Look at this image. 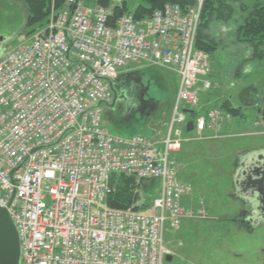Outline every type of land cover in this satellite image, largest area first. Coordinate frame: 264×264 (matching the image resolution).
<instances>
[{
    "label": "built area",
    "instance_id": "built-area-1",
    "mask_svg": "<svg viewBox=\"0 0 264 264\" xmlns=\"http://www.w3.org/2000/svg\"><path fill=\"white\" fill-rule=\"evenodd\" d=\"M203 1L167 3L142 19L115 15L124 0L52 3L48 24L0 56V208L18 231L20 264H165L175 256L165 231L203 215L205 202L183 205L188 186L172 156L185 143L224 138L231 121L222 109L198 113L212 87L210 56L196 48ZM144 65L179 77L166 134L115 135L102 120L113 100L107 80ZM193 114L194 138L185 136ZM115 174L132 179L141 200L111 208ZM155 180L157 192L149 185L144 193Z\"/></svg>",
    "mask_w": 264,
    "mask_h": 264
},
{
    "label": "rangeland",
    "instance_id": "rangeland-1",
    "mask_svg": "<svg viewBox=\"0 0 264 264\" xmlns=\"http://www.w3.org/2000/svg\"><path fill=\"white\" fill-rule=\"evenodd\" d=\"M14 1L0 0V54L25 43L30 37L27 34L34 30L27 26L29 14L25 5ZM82 1L92 6L96 0ZM227 1L235 7L231 20L214 21L205 29L214 45L217 42L218 50L211 57V90L201 94L212 95L213 102L231 98L240 104L238 96L243 88L264 81V56L258 57L237 36L249 11L260 0ZM134 7L131 5V10ZM124 78L131 80L116 105L102 107L103 126L123 137L141 135L153 139L152 132L161 135L177 92V74L144 65L130 67L118 76L119 84L125 82L127 86ZM201 102L203 106L208 103L203 97ZM231 117L232 123L220 130L223 134L232 125L225 133L228 137L185 143L182 151L172 156L178 165L179 179L188 186L183 205H191L194 210L201 200L205 205L203 215L185 219L177 230L165 231V244L175 253L171 264H264V223L244 221L245 214L250 216L258 210L235 194V178L245 155L264 151V116L247 108L243 109V116ZM252 133L255 136L240 137ZM185 136L194 138L196 134L185 132ZM146 183L154 186L153 194L160 187L159 180Z\"/></svg>",
    "mask_w": 264,
    "mask_h": 264
},
{
    "label": "trees",
    "instance_id": "trees-1",
    "mask_svg": "<svg viewBox=\"0 0 264 264\" xmlns=\"http://www.w3.org/2000/svg\"><path fill=\"white\" fill-rule=\"evenodd\" d=\"M23 3L28 11L29 17L27 26L34 27L28 36L31 35L36 28H40L47 24L52 3L56 8H61L64 0H18ZM259 1V0H258ZM262 3H261V2ZM258 4L249 11V15L245 18L243 25L239 28L237 36L241 41L249 44L258 57L264 56V0H260ZM96 4L107 6L110 0H96ZM178 4L182 8L194 6L197 0H124L123 6L117 9L116 16L124 13L132 14L136 19L149 17L154 10L162 8L165 4ZM135 4L131 10V5ZM235 12V7L227 0H204L200 18V26L197 34L196 48L207 53L212 57L218 50L217 42L211 38L210 33L206 32L208 25L214 21L229 22ZM214 42V43H213ZM222 110L233 115L240 116L241 109L234 108L230 100H225L220 106ZM111 185L114 192L108 196L107 204L114 209H126L131 207L135 202L141 200L134 181L123 175H113ZM144 193L147 192L148 183H143ZM139 190V189H138ZM153 194V193H152ZM146 204L151 202V196L146 195Z\"/></svg>",
    "mask_w": 264,
    "mask_h": 264
},
{
    "label": "water",
    "instance_id": "water-1",
    "mask_svg": "<svg viewBox=\"0 0 264 264\" xmlns=\"http://www.w3.org/2000/svg\"><path fill=\"white\" fill-rule=\"evenodd\" d=\"M2 39L0 38L1 41ZM107 81L113 93V101L111 104H105V106L111 108L116 105L121 97L115 86V81ZM257 85L260 86L261 84L258 83ZM257 89L256 85L242 89L238 96L240 103L245 107L254 108L259 98L254 97L256 94L253 98L250 99V97ZM192 130L193 122L189 121L186 124V131L189 133ZM235 184L244 189L245 199H249L253 204L255 201L257 202L256 209L261 213V218L264 219V152H255L251 159L247 158L242 170L235 178ZM253 204L251 205L252 208ZM20 257L21 245L18 231L7 210L0 208V264H20ZM172 261L171 256L166 257V264H170Z\"/></svg>",
    "mask_w": 264,
    "mask_h": 264
},
{
    "label": "flooded vegetation",
    "instance_id": "flooded-vegetation-1",
    "mask_svg": "<svg viewBox=\"0 0 264 264\" xmlns=\"http://www.w3.org/2000/svg\"><path fill=\"white\" fill-rule=\"evenodd\" d=\"M2 50V42L0 40V51ZM126 79V78H124ZM130 79V78H128ZM128 79H126L127 81V86L124 84L125 82H120L119 84V80H116L115 82V85H116V88L117 90L119 91V95L121 93L124 94V92L122 91L123 89H125L126 87H128ZM131 80V79H130ZM258 83H260L261 85H257ZM258 83H255L254 86L256 85L258 87V89L252 93L251 98H253V96L256 94V96H254L255 98L258 97L259 100L257 101L255 107L253 109H256V112L258 111V114L260 115H263L264 116V81L263 82H258ZM264 152L263 150H259L257 153H262ZM255 152H251L248 154V157H246V159L244 158L243 159V164H245V162L247 161V158L251 159L252 155L254 154ZM242 168H243V165H242ZM235 189H236V196L237 198L241 197L242 199H244L245 201H247L248 203H252L249 199H245V194L244 193V189H241L239 186H235ZM253 208L255 209L256 208V203L253 204ZM244 221L246 220H249L251 223L256 222V221H260V223H264V219L261 218V213L260 212H255L252 213L250 216L247 214H245V217L243 219ZM252 220V221H251Z\"/></svg>",
    "mask_w": 264,
    "mask_h": 264
},
{
    "label": "crops",
    "instance_id": "crops-1",
    "mask_svg": "<svg viewBox=\"0 0 264 264\" xmlns=\"http://www.w3.org/2000/svg\"><path fill=\"white\" fill-rule=\"evenodd\" d=\"M14 1V0H13ZM15 2V1H14ZM178 83H179V80H178ZM177 88H178V86H177ZM176 94H177V92H176ZM176 94H175V97L174 98H176ZM212 95H208V94H201V97H203V98H205V100L208 102L205 106H203V102H202V105H201V108H200V110H202L203 112L204 111H208V110H211V109H214V108H216V107H218V106H220L225 100H230L231 101V104H232V106L234 107V108H240L241 109V115L240 116H243V109L245 110V109H247L246 107H242L240 104H238V103H235V100H233V99H231V98H227V99H224V100H221V101H219V102H213V99H212V97H211ZM175 100V99H174ZM174 100H173V103H174ZM173 103H172V107H173ZM172 107H171V109H170V115H171V112H172ZM169 120H170V117H168V120L166 121V123H165V127H164V130H162V132L160 133L161 135H156V134H154V132H152V138L153 139H155V138H163L164 136H165V134H166V128H167V124L169 123ZM256 124H257V126H259V124H258V122H256ZM232 126V125H231ZM231 126L229 127V128H227L226 127V129H224V133H228L229 131H230V128H231ZM264 131V130H263ZM257 132V131H256ZM255 132V133H256ZM254 133V134H255ZM262 133V132H261ZM253 133L252 134H242V135H240V137H246V136H251V135H253V136H255ZM257 136V135H256ZM232 137V136H231ZM206 141H208V140H206Z\"/></svg>",
    "mask_w": 264,
    "mask_h": 264
}]
</instances>
